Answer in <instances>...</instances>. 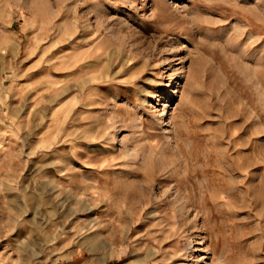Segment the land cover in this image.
<instances>
[{
  "label": "rangeland",
  "instance_id": "1",
  "mask_svg": "<svg viewBox=\"0 0 264 264\" xmlns=\"http://www.w3.org/2000/svg\"><path fill=\"white\" fill-rule=\"evenodd\" d=\"M0 264H264V0H0Z\"/></svg>",
  "mask_w": 264,
  "mask_h": 264
}]
</instances>
